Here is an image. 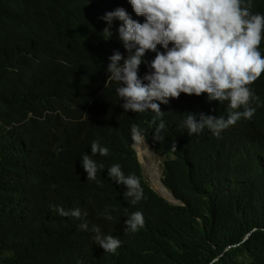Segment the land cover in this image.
<instances>
[{
    "label": "trees",
    "instance_id": "obj_1",
    "mask_svg": "<svg viewBox=\"0 0 264 264\" xmlns=\"http://www.w3.org/2000/svg\"><path fill=\"white\" fill-rule=\"evenodd\" d=\"M64 2L6 0L0 7V264H40L30 258L37 221L49 223L53 239H62L64 221L47 214L51 210L49 203L68 206V200H74L79 190L108 189L120 200L106 170L115 161L134 170L135 156L126 137L133 125L141 127L149 116L126 113L119 100L112 98L114 89L104 90V85L99 97L83 107L85 97L98 90L101 77H105L102 61L89 55L83 46L93 36L84 14L90 0H72L71 17L62 14L69 21L74 42L64 61L29 63L32 42L40 40L49 21L64 10ZM92 2L93 11L105 3ZM251 3L253 13L264 15V0ZM26 36L28 43L23 53L19 46ZM157 50L165 51L160 45ZM260 51L264 55V40ZM155 54L146 52L142 59L150 63ZM250 88L257 97L250 104L256 109L252 126L261 132L264 142V74ZM195 96L181 93L179 98L170 99L169 110L186 119L190 110L204 105L192 101ZM211 103L207 98V104ZM59 110V116L46 113ZM171 117L174 125L167 122L169 133L163 145L151 142L157 152L168 149L195 155L199 149L206 159L226 141L220 134L213 151L201 149L196 140L199 134L188 136L187 129H183L185 136H179V118ZM207 131L202 132L212 133ZM93 141L107 147L109 155L92 156L98 169L101 165L103 168L98 170L96 181H89L82 156L91 155ZM229 141L228 145H232ZM174 144L183 150L174 149ZM227 155L224 150L207 161L195 157L201 168L212 170ZM195 171H188L183 180L173 185L176 196L186 203V210L151 193L157 223L122 248L118 264H264V155L227 166L219 184L212 187L198 186ZM140 203L149 209L144 200ZM164 236L173 246L164 244Z\"/></svg>",
    "mask_w": 264,
    "mask_h": 264
},
{
    "label": "clouds",
    "instance_id": "obj_2",
    "mask_svg": "<svg viewBox=\"0 0 264 264\" xmlns=\"http://www.w3.org/2000/svg\"><path fill=\"white\" fill-rule=\"evenodd\" d=\"M71 1L49 21V28L43 31L40 40L32 42L29 63L64 61L74 43L69 21L63 16L71 17ZM5 2L0 0V7ZM92 5L90 0L84 14L93 36L83 46L89 55L102 61L105 77H101L100 88L85 97L83 107L90 106L99 97L104 85V90L114 89L112 98L119 100L126 113H149V116L141 127L133 125L126 137L127 146L135 156V160L132 159L134 170L127 169L119 161L106 170L116 184L114 189L120 200L107 189L87 191L93 200L91 205L78 197L71 201L87 206L88 212L72 210L73 204L54 206L49 203L51 218L64 221L60 241L53 239L49 223L35 222L36 237L30 258L41 264H80L81 260L118 264L122 248L157 223V208H154L151 193L186 210V203L176 196L173 185L183 180L188 171L192 173L196 169L193 176L198 186L212 187L219 184L227 166L250 162L256 155H264L261 132L249 121L256 111L250 104L257 99L250 85L264 74V55L260 51L264 40V15L251 11V0H108L95 11ZM113 18L120 23L112 21ZM27 36L19 46V51L23 47V53ZM157 45L165 51H158ZM146 52L156 53L150 63L142 59ZM181 93L204 95L212 103L207 104V98L195 96L192 101H201L204 105L190 110L184 119L169 110L170 99L179 98ZM225 101L232 112L225 109ZM160 103L169 107L161 111ZM240 108L242 112L237 111ZM46 113L62 114L60 110ZM164 113L179 118V136H185L183 129H187L188 136L199 134L197 146L202 145L200 148L209 152L213 151L218 136L229 128L234 135L223 134L226 141L215 154L203 159L199 149L195 152L202 161L224 150L228 155L217 167L208 170L201 168L194 154L168 149L155 151L151 142L154 141V146H162L169 133ZM241 117L245 118L246 125L239 121ZM236 122L238 128L234 126ZM206 128L212 133L205 135L202 131ZM229 140H239L240 145H228ZM173 148L176 149L175 144ZM138 149L141 155L148 150L154 157L146 170L137 157ZM236 152L238 156L233 158ZM97 154L106 157L109 149L93 141L91 155L82 156L89 181H96L98 170L103 168L101 165L98 169L92 159ZM153 163L159 169L155 177L164 172L160 181L169 198L157 192L156 183L152 182ZM203 197L206 199V193ZM141 200L149 209L140 203ZM163 240L164 244L173 246L166 236Z\"/></svg>",
    "mask_w": 264,
    "mask_h": 264
},
{
    "label": "bare ground",
    "instance_id": "obj_3",
    "mask_svg": "<svg viewBox=\"0 0 264 264\" xmlns=\"http://www.w3.org/2000/svg\"><path fill=\"white\" fill-rule=\"evenodd\" d=\"M105 2L106 1H108V0H104ZM67 2H69V0H65V2L63 3V6H64V8L65 7H67ZM128 4H130V3H128ZM124 9H127V7H124ZM108 13V12H107ZM105 15H106V13H104ZM112 21H115L116 23H120V21L118 20V19H116V18H113L112 19ZM113 32H115V30H113ZM39 59V57H37V60ZM96 88L98 87L97 85L95 86ZM38 91V90H37ZM223 105H224V107H225V109H227L228 111H233L230 107H228V102L227 101H225V102H223ZM167 107H169V105L168 104H161L160 103V110L162 111L163 109H166ZM237 111H243V108H240V109H238ZM228 114H230V113H228ZM164 119L169 123V125H174L173 124V119H172V117L170 118L169 117V115L167 114V113H164ZM244 119L245 118H243V117H241L240 119H239V121H241V123H243L244 125H246L245 124V122H244ZM251 119H249V121H250ZM251 122V121H250ZM235 127L237 126V128H238V123L236 122V124L234 125ZM228 129L229 128H227L223 133H222V135L223 134H225L226 132L228 133V135L229 136H233L234 135V132H229L228 131ZM231 142H232V145H240V144H238L239 143V140H231ZM241 143H244V142H241ZM182 146H184V145H182ZM236 147H238V146H236ZM179 151H182L183 150V147H176ZM235 156H238V153L236 152L235 153ZM155 168V167H154ZM158 172V170L155 168L154 169V174H153V177L152 178H154L153 180H152V182L153 183H156V186H157V192H159L161 195H163L164 197H166V198H169V194H168V191L164 188V186L162 185V183H161V181H160V179L162 178V176H163V171L161 172V174H159L158 176H156L155 177V175H156V173ZM152 176V175H151ZM76 196L80 199V201H82V202H84V203H86V202H89L90 203V205L93 203V200H92V198H91V196L85 191V190H79L78 192H77V194H76ZM68 202H69V204H73V209L72 210H79L80 211V213H82V212H88L87 211V209H88V207L87 206H85V207H82V206H80L79 204H77L75 201H74V203H71V201L70 200H68ZM63 206H59V208H62ZM72 210H70V211H72ZM56 213V212H55ZM49 216H50V213H47ZM51 217V216H50ZM101 251V250H100ZM34 253H36V252H34ZM49 261V260H48ZM40 263V262H39ZM85 263H90V264H93V262H91V261H85V260H81L80 261V264H85ZM41 264V263H40Z\"/></svg>",
    "mask_w": 264,
    "mask_h": 264
},
{
    "label": "rangeland",
    "instance_id": "obj_4",
    "mask_svg": "<svg viewBox=\"0 0 264 264\" xmlns=\"http://www.w3.org/2000/svg\"><path fill=\"white\" fill-rule=\"evenodd\" d=\"M136 154H137V157H139L141 159L143 168L146 170L148 163H150L154 158L153 155L148 150H144L143 155H141V152L139 151V149H138V151H136ZM153 164H154V167L157 169V164L156 163H153ZM157 170H159V169H157ZM152 186L154 187L153 184H152Z\"/></svg>",
    "mask_w": 264,
    "mask_h": 264
},
{
    "label": "water",
    "instance_id": "obj_5",
    "mask_svg": "<svg viewBox=\"0 0 264 264\" xmlns=\"http://www.w3.org/2000/svg\"><path fill=\"white\" fill-rule=\"evenodd\" d=\"M246 238V237H245Z\"/></svg>",
    "mask_w": 264,
    "mask_h": 264
}]
</instances>
